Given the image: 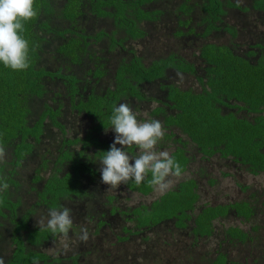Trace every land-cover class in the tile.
<instances>
[{
  "label": "trees",
  "instance_id": "obj_1",
  "mask_svg": "<svg viewBox=\"0 0 264 264\" xmlns=\"http://www.w3.org/2000/svg\"><path fill=\"white\" fill-rule=\"evenodd\" d=\"M173 1L34 0L38 16L23 33L30 66L13 71L0 64V139L22 177L34 155L42 159L33 164L43 170L35 177L25 170L27 181L41 183L42 173L48 175L41 192L14 181L0 195V239L10 238L9 250L0 247L5 264L33 258L39 264H236L247 255L264 263V193L240 179L264 175V0H179L177 7ZM81 19L94 25L84 31ZM108 19L112 34L103 28ZM154 24L168 48L156 46ZM122 102L146 111L138 120L162 122L157 150L183 167L182 180L173 178L177 183L164 194L149 187L150 174L117 189L101 181L97 161L115 138L108 118ZM124 150L138 154L135 145ZM51 152L48 165L43 161ZM216 166L246 196L200 206L207 191L220 188L210 170ZM12 174L0 165L7 181ZM130 192L139 195L136 205L127 203ZM60 206L73 211L70 250L48 255L41 249L58 237L39 230L32 216ZM82 226L86 243L76 235ZM106 228L120 231L117 242ZM254 241L259 251L251 249ZM160 242L170 252L166 260ZM237 245L246 250L242 256L225 251Z\"/></svg>",
  "mask_w": 264,
  "mask_h": 264
},
{
  "label": "clouds",
  "instance_id": "obj_2",
  "mask_svg": "<svg viewBox=\"0 0 264 264\" xmlns=\"http://www.w3.org/2000/svg\"><path fill=\"white\" fill-rule=\"evenodd\" d=\"M37 16L38 10L34 7V0H0V64L5 68L24 71L30 66L29 41L23 33L25 24ZM108 123L110 125L108 128L115 133V138L109 150L102 152L103 155L97 161L100 165L102 183L109 188L117 189L130 180L140 184L150 174L151 178L147 183L156 193L164 194L171 190L174 186L173 178L182 177L184 170L168 151L157 150V144L165 135L162 122L154 118L138 120L132 107L122 102L112 108ZM117 145L121 147L118 148ZM133 145L138 149V154L130 156L124 148ZM14 160L12 150H6L0 139V165L6 163L13 173L9 178L14 179L9 182L5 176L0 175V195L9 188H14V181L20 182L21 188L24 187L23 177L12 162ZM33 175L35 176L36 172ZM0 203L3 201L0 200ZM37 226L39 230H47L58 237L59 247L55 246L54 241V246L49 249L50 254L58 256L70 250L69 233L73 228L71 208L65 206L49 208L47 215L37 220ZM3 238L4 247L8 246L10 238L5 236ZM77 238L86 243L89 239L88 229L82 226ZM0 264H5L3 257H0ZM32 264H39V260L33 258Z\"/></svg>",
  "mask_w": 264,
  "mask_h": 264
},
{
  "label": "rangeland",
  "instance_id": "obj_3",
  "mask_svg": "<svg viewBox=\"0 0 264 264\" xmlns=\"http://www.w3.org/2000/svg\"><path fill=\"white\" fill-rule=\"evenodd\" d=\"M179 2H180L179 0H175L172 3L177 7L179 5L178 4ZM175 6H171V7L174 8ZM251 14L249 12L246 13V16H247L248 20H250L249 17H250ZM254 16H255V14H254ZM234 18H235V16L233 17V19ZM84 20H82V19L80 20L79 27L81 29H83L84 31H86L87 28H89L92 25H94V22H86L88 20H86V19H84ZM229 22L231 24H233V22H235V21L229 20ZM154 25H155V31L156 32L154 31L153 33L155 34L154 37H155V41H156V46L158 45L161 48H168V46H169V40H167L168 38L163 35V30H160L161 29L160 27H157L156 24H154ZM103 26H104L103 28L106 29V32H108L110 34L113 33V28L114 27L111 25L110 19L106 20L105 23L103 24ZM159 33H161V34H159ZM130 45L132 46V44H130ZM130 45H125V48H129ZM133 48L135 50H138V51L140 50L141 51L142 46L141 45H135ZM180 51H181V53L183 52L186 57H192V55H193L191 50L182 49ZM177 80H178V78L176 76H174L173 81H177ZM180 85H182L184 87V84L182 82L180 83ZM194 86H195V84H194ZM133 111H136V110L134 109ZM145 113H146V111L143 110V109L139 113H137V111H136V114H141V116H143V118L145 117ZM43 153H45V151L41 152V154H43ZM8 156H10V154H8ZM54 156H55V154L53 152H51V154H46L45 157H44L46 160H44L43 162L44 163L46 162V164L50 165L53 162L54 158H55ZM37 160H42V159L40 158V156L34 155L33 158H31V160H30L31 165H29V168L25 167L24 168V173H23L24 174L23 175L24 182H22V184L24 185V188L27 191L31 190V192H33V193L35 191H40V192L42 191L43 187L40 188V185L43 184L44 180L46 179V177L48 175L47 173L46 174L44 172L42 173L43 179H42L41 183H40V181L33 182V179L27 181V177H29L31 174L29 176H27V174L25 173V170H27V171L31 170L32 173H34L35 170L43 171L42 170V165H41V167L38 166L39 168L37 166L33 165ZM40 163H42V162H40ZM48 167L50 168L51 166H48ZM10 168H13V166H10ZM49 168L46 169V170H50ZM194 170H195L196 174L200 175L202 173L201 171L200 172L198 171L197 167H195ZM210 170H214L213 171L214 175L220 178V186H219L220 188L216 187V188H213L211 191H207L208 193L207 192L205 193L206 196H204V199H201L199 201L200 206L203 205V203H206V202H209L208 204H213L214 202H217V203H220L221 205H224V204H226V202L227 203L228 202H232L229 198L233 199V201H234V200H236L238 198H242V197L246 196L245 192L241 193L239 191L238 187L236 188V187L233 186L232 183H229L230 180L228 178H223L220 175L219 176L217 175L219 173L217 166H216V168H211ZM36 175H37V173H36ZM35 176H33V177H35ZM240 179H241V182L243 184H250L252 186L253 190H258V191L264 193V175H260V176L254 177V176H247L245 174V175L241 176ZM180 180H182L181 177L178 178V181H180ZM176 181L177 180H174V184L177 183ZM33 187H36V189H32ZM127 196H129V198H130V200L127 202L129 205H131V204L136 205L137 203H139L138 200H140V198L138 197L139 196L138 194L130 192V194L126 193V197ZM145 198H146V200H151V196H148V197H145ZM41 216H42L41 214L37 213V214L33 215L32 217L37 222V220ZM94 219H96V217ZM237 221H238L237 219H232L230 224L239 225V226H242L243 228H246L245 225H243V224L241 225L240 222L237 223ZM92 225H94L93 222H92ZM105 231H107L111 235L112 240L115 241V242H117L116 236L117 235L118 236L121 235L120 231L119 232H114L112 228L110 230L108 228H106ZM221 235H223L222 231L217 230V237L221 236ZM260 235L262 237H264V233H262V231H261ZM7 241L9 242L8 239H7ZM53 246L54 245L51 244V245H49L46 248H43L41 250L43 252H46L48 255H52V254H50L49 249L51 247H53ZM55 246L59 247V242L56 243ZM260 246H261V243H257V242L254 241L251 244V249L252 250L255 249L256 251H259L260 250ZM3 247H4V245H3ZM5 248L9 250V248L7 246H5ZM245 248H248V247L245 246ZM158 249H159V251H161L163 249V243L160 242V244L158 246ZM108 250H109V248H103L104 252H108ZM225 251L231 252L232 255H234L233 257H236V256L240 257V256H242L243 254L246 253V250L244 248H242V246H240V245H237L236 247L225 246ZM169 253H170L169 250H166V249L164 251H161L160 254H159V256L162 257L161 260H166V258H167L166 255L168 256ZM261 253L264 256V250H262ZM172 254L174 255L175 253H172ZM182 258L185 259L184 257H182ZM245 259L247 260L246 262H244L242 259H239L238 260L239 263L237 262L236 264H253V262L251 261V258L248 255L245 257ZM234 261H237V258H234ZM134 264H145V263H143V262L136 263V261H135ZM149 264H151V263H149ZM168 264H173V263H168ZM177 264H189V263L185 262L184 260H182V263L177 262ZM257 264H264V263L260 262V263H257Z\"/></svg>",
  "mask_w": 264,
  "mask_h": 264
},
{
  "label": "flooded vegetation",
  "instance_id": "obj_4",
  "mask_svg": "<svg viewBox=\"0 0 264 264\" xmlns=\"http://www.w3.org/2000/svg\"><path fill=\"white\" fill-rule=\"evenodd\" d=\"M4 245V238L2 237L1 239H0V247H2Z\"/></svg>",
  "mask_w": 264,
  "mask_h": 264
}]
</instances>
